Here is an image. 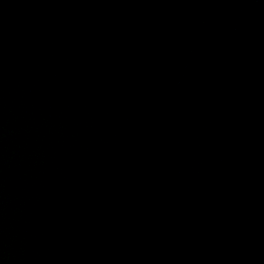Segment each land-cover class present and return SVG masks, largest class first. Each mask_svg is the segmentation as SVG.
<instances>
[{"label": "water", "instance_id": "1", "mask_svg": "<svg viewBox=\"0 0 264 264\" xmlns=\"http://www.w3.org/2000/svg\"><path fill=\"white\" fill-rule=\"evenodd\" d=\"M0 264H264V0H0Z\"/></svg>", "mask_w": 264, "mask_h": 264}]
</instances>
